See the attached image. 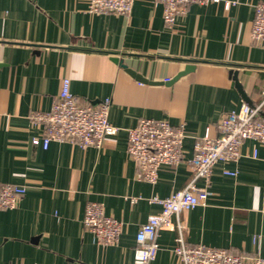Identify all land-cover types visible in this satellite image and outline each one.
Segmentation results:
<instances>
[{
	"label": "crops",
	"instance_id": "1",
	"mask_svg": "<svg viewBox=\"0 0 264 264\" xmlns=\"http://www.w3.org/2000/svg\"><path fill=\"white\" fill-rule=\"evenodd\" d=\"M261 1L191 3L168 26L153 0H136L128 15L91 13L89 0H0V184L27 188L16 208L0 209V264H135L138 226L161 210L151 199L191 180L195 142L207 130L217 135L223 113L264 101V48L251 38ZM64 77L81 105L111 100L118 131L100 147L33 143L46 126L30 115L51 109ZM141 118L186 132L184 161L162 166L155 184L136 178L127 153L128 129ZM241 152L214 167L207 205L178 220L190 243L264 256V146L246 140ZM90 201L123 222L116 244L96 242L85 228ZM178 236L175 225L160 230L151 264H182Z\"/></svg>",
	"mask_w": 264,
	"mask_h": 264
},
{
	"label": "built area",
	"instance_id": "2",
	"mask_svg": "<svg viewBox=\"0 0 264 264\" xmlns=\"http://www.w3.org/2000/svg\"><path fill=\"white\" fill-rule=\"evenodd\" d=\"M136 0H89L91 13H118L128 15ZM163 4L165 24L173 26L179 15L187 12L191 3L207 5L221 0H153ZM251 25L252 40L264 48V1L257 3ZM264 101L252 105L247 102L237 110L223 113L217 123L218 133L209 130L194 144L191 158L186 160L193 177L185 187L167 197L154 196L151 201L161 205V210L138 226L135 244V264H151L157 257L162 228L177 226L179 236L174 253L182 264H264L259 252L251 255L233 253L224 247L190 243L183 236L184 223L178 220L181 213L191 211L208 202V186L214 167L221 162L236 161L242 156L241 146L253 140L264 146ZM110 99L81 105L71 91V80L64 77L59 93L47 112L31 113L33 125L44 124V137H35L33 143H42L44 148L51 141L77 143L81 147H100L107 136L115 135L118 127L109 119ZM186 132L183 125L173 126L166 119L141 118L135 127L128 129L127 153L136 165V178L155 184L160 168L164 165L177 167L184 161L183 141ZM252 155L258 157L259 149ZM198 179L204 185L197 184ZM26 186L14 183L0 184V209L16 208L26 193ZM85 228L96 242L113 245L119 241L123 222L105 212L98 201L86 205L83 219Z\"/></svg>",
	"mask_w": 264,
	"mask_h": 264
},
{
	"label": "water",
	"instance_id": "3",
	"mask_svg": "<svg viewBox=\"0 0 264 264\" xmlns=\"http://www.w3.org/2000/svg\"><path fill=\"white\" fill-rule=\"evenodd\" d=\"M124 67H126V66L124 65ZM193 68H194V65L191 64V63H189V64L185 67L184 71H181V72H179V73L177 74V76L173 79V81L176 80V79H178L180 76H182L186 71L192 70ZM128 70H129V72H130L131 74H135L134 71H131L130 69H128ZM137 78L143 80V78L140 77L139 75H137ZM168 82H171V81H168ZM238 85L241 87L240 84H238Z\"/></svg>",
	"mask_w": 264,
	"mask_h": 264
}]
</instances>
